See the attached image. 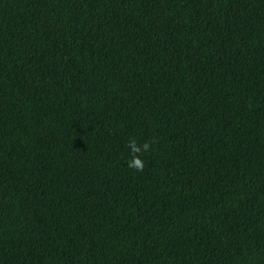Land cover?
I'll return each mask as SVG.
<instances>
[{
	"label": "trees",
	"instance_id": "16d2710c",
	"mask_svg": "<svg viewBox=\"0 0 264 264\" xmlns=\"http://www.w3.org/2000/svg\"><path fill=\"white\" fill-rule=\"evenodd\" d=\"M0 264H264V0H0Z\"/></svg>",
	"mask_w": 264,
	"mask_h": 264
},
{
	"label": "clouds",
	"instance_id": "9594fccd",
	"mask_svg": "<svg viewBox=\"0 0 264 264\" xmlns=\"http://www.w3.org/2000/svg\"><path fill=\"white\" fill-rule=\"evenodd\" d=\"M154 142L152 141V143ZM126 146L129 149L130 157L127 161L128 167L136 172H142L145 167L142 155L150 150L151 143L146 140L143 144H139L135 138H130Z\"/></svg>",
	"mask_w": 264,
	"mask_h": 264
}]
</instances>
